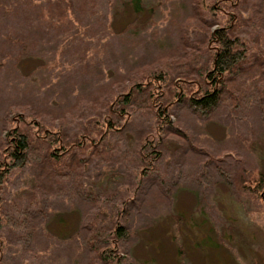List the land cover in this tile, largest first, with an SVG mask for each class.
Returning a JSON list of instances; mask_svg holds the SVG:
<instances>
[{
	"label": "rangeland",
	"instance_id": "obj_1",
	"mask_svg": "<svg viewBox=\"0 0 264 264\" xmlns=\"http://www.w3.org/2000/svg\"><path fill=\"white\" fill-rule=\"evenodd\" d=\"M130 2L0 0L1 154L20 114L61 128L66 142L82 133L97 142L66 153L58 169L43 137L31 139L26 163L11 170L3 189L2 264H106L97 251L111 244L104 240L109 213L123 204L127 187L133 201L125 218L116 217L129 226L120 264H177L168 220L177 212L198 222L190 233L184 229L187 264H264V217L247 210L256 201L244 189L251 167L264 171V0L226 7L224 0H141L136 25L117 31L135 16ZM232 14L239 17L237 32L251 34L258 49L209 112L175 99L166 114L187 138L160 129L156 169L143 176L140 139L156 123L147 88L119 117L111 100L158 68L175 80L202 78L207 33ZM105 121L114 128L94 136ZM233 195L242 204L231 214ZM234 214L243 233L231 256L203 232L227 234Z\"/></svg>",
	"mask_w": 264,
	"mask_h": 264
},
{
	"label": "trees",
	"instance_id": "obj_2",
	"mask_svg": "<svg viewBox=\"0 0 264 264\" xmlns=\"http://www.w3.org/2000/svg\"><path fill=\"white\" fill-rule=\"evenodd\" d=\"M233 1L236 0H224L225 4H222V6H237L238 3L235 4ZM130 4L135 16L126 21L117 31H124L136 25V19L139 17L142 8L141 0H131ZM210 6L212 9L218 11L215 3L211 2ZM110 16L109 24L112 28V16L111 18ZM239 23V17L237 19L235 14H232L228 20L220 21L218 26H214L208 31L206 51L209 59L202 78L187 77L175 80L168 70L158 68L146 73L145 80L131 84L126 91L120 92L111 100L109 108L119 117L121 115L120 111L136 96L141 87L144 88L142 85L147 88L156 123L140 139V154L142 160L145 162L142 168L143 176L149 175L152 169H156L153 161L159 157L161 152L154 144H156V141H159L155 136L159 135L160 129L164 132L173 131L182 137L187 136L185 130L175 125L169 114H166V111H170L169 109L175 104V99L178 98L179 100L187 101L195 111L200 113L209 112L222 98L223 93L230 90L229 81L239 71L241 63L248 60L249 54L252 51L258 49L257 45L252 41L251 34L237 32ZM19 121V124H15L7 131L8 136L10 135L8 138V149L6 151L3 150L2 154L0 152V251L7 235L5 227L7 216L2 203L4 197L3 189L11 170L14 167H19L26 163L30 152L31 139L43 137L47 143L46 149L48 150L50 158L56 163L58 169L66 162L63 159L66 153L75 151L84 152L90 145L93 147L97 143L95 141L91 142L92 139L90 138L93 137L86 135V133L79 134L72 141L66 142L61 133V128L54 130L47 127L41 121L26 120L21 114ZM105 122L106 126L100 125L94 130V136L96 134L101 135L106 130L112 129V127L114 128L111 121ZM164 144L167 146L166 141H164ZM194 147L196 146L194 145ZM247 177L250 180L245 183L244 189H247L250 197L256 201L255 205L247 210L258 211L264 217V198H262L264 196V171L255 165L251 167ZM166 188L165 183L161 182L159 185L160 192L166 193ZM125 189L127 190L128 187L122 189L123 204L113 205L111 207L112 214L109 213L111 230L109 237H105L104 240L105 243L109 242L111 244H104L105 246H102L97 251L99 258L106 264H120V261L125 258L124 254L120 252L119 247H122V245L120 246L122 240L129 237V226L127 222L119 221L116 218L120 215L125 218L126 213L129 211L128 204L133 201L131 199L133 196L127 198L128 195L126 193L130 192H126ZM260 199L261 203L258 204V200L260 201ZM231 200L234 203V208L229 210L232 214L242 204V199L239 195H233ZM230 219V222H226V226L229 229L227 234H222L219 230H214L215 233H212L213 229L209 227L203 233L207 237L209 234V240L214 242L213 246L216 245L217 250L218 246H222L226 254L233 256L236 242L240 240V237L237 238V236H241L243 230L239 227L237 223L238 217L235 214ZM98 220L97 211L91 218V223L96 225L99 222ZM168 220L171 221V231H174L171 237L175 247L174 258H177L179 264H187L184 251L186 250L185 240L189 234L184 239L186 233L184 229H187V233H190L193 231L194 224L198 222L196 220L192 221V218L185 217L182 212L170 213ZM209 240L207 242H210ZM0 264H2L1 259Z\"/></svg>",
	"mask_w": 264,
	"mask_h": 264
}]
</instances>
